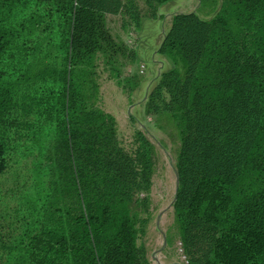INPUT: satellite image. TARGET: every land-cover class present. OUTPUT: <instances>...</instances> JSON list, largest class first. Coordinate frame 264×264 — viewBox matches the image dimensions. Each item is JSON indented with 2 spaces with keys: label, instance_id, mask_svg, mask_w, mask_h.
<instances>
[{
  "label": "trees",
  "instance_id": "trees-1",
  "mask_svg": "<svg viewBox=\"0 0 264 264\" xmlns=\"http://www.w3.org/2000/svg\"><path fill=\"white\" fill-rule=\"evenodd\" d=\"M167 1L144 0L145 15ZM200 2L213 16L173 15L157 51L172 65L145 111L177 142L187 264H264V0ZM140 7L0 0V182L35 155L24 211L8 224L0 212V264H155L143 241L155 146L141 130L124 141L99 106V57L136 58L107 14L139 30Z\"/></svg>",
  "mask_w": 264,
  "mask_h": 264
},
{
  "label": "rangeland",
  "instance_id": "rangeland-1",
  "mask_svg": "<svg viewBox=\"0 0 264 264\" xmlns=\"http://www.w3.org/2000/svg\"><path fill=\"white\" fill-rule=\"evenodd\" d=\"M139 3L144 12L139 30L124 27L120 15L107 14L110 32L127 49H132L136 58L122 51L99 57V106L116 117L118 131L124 141L130 140L135 130H141L155 146L156 159L148 194V215L144 213L147 225L143 241L147 256L155 264H187L180 235L174 228L173 202L178 183L177 142L172 135L157 126L154 115L146 114L145 104L150 89L162 72L169 70L172 65L170 60L157 51L173 15L197 11L202 17L208 18L214 12L202 7L200 0H169L158 7L162 17L151 18L145 15L144 0H139ZM34 159L35 155L28 153L18 162H12L1 177L0 212L6 224L14 219L15 210L24 211L22 200L32 183L30 173ZM15 239L20 241L18 235Z\"/></svg>",
  "mask_w": 264,
  "mask_h": 264
}]
</instances>
